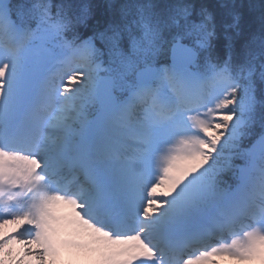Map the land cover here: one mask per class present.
<instances>
[{"label":"snow or ice","instance_id":"6c2138e0","mask_svg":"<svg viewBox=\"0 0 264 264\" xmlns=\"http://www.w3.org/2000/svg\"><path fill=\"white\" fill-rule=\"evenodd\" d=\"M0 264H264V0H0Z\"/></svg>","mask_w":264,"mask_h":264}]
</instances>
